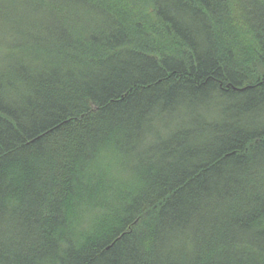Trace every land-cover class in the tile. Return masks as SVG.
I'll return each mask as SVG.
<instances>
[{"label":"trees","instance_id":"1","mask_svg":"<svg viewBox=\"0 0 264 264\" xmlns=\"http://www.w3.org/2000/svg\"><path fill=\"white\" fill-rule=\"evenodd\" d=\"M0 264H264V0H0Z\"/></svg>","mask_w":264,"mask_h":264}]
</instances>
